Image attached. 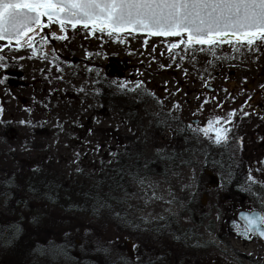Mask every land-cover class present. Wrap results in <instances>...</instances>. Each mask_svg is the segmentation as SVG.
<instances>
[{
  "label": "flooded vegetation",
  "instance_id": "obj_1",
  "mask_svg": "<svg viewBox=\"0 0 264 264\" xmlns=\"http://www.w3.org/2000/svg\"><path fill=\"white\" fill-rule=\"evenodd\" d=\"M234 44L233 48L238 47ZM69 52H73L71 47ZM232 59L234 68L229 75L236 80L233 89L226 91L214 80L203 82L197 66L190 70L194 74L168 77L164 93L150 86L153 77L139 80L127 76L132 66L127 58L118 56L108 60L95 57L93 63L84 60L78 65L57 61L70 66L71 91L66 93L49 90L53 79L42 76L33 82L27 70L8 64L4 83H0V143L19 138L21 148L33 151L34 161L26 162L0 147V161L11 159L18 166L0 167V202L6 208L0 220H59L54 215L57 208L70 222L75 215L65 209L74 207L77 187L106 192L115 183L121 192L115 206L132 225L133 234L128 235L137 240L136 251L127 255L132 264H213L200 263L198 257L206 249L220 248L213 239L199 242L198 231L185 230L183 221L173 216L147 225L135 220L128 208L127 200L137 183L155 175L152 160H161L165 172L184 174L189 169L195 174L193 183L183 191L185 206L202 208L194 218H204L217 238L228 240L232 259L215 264H264V238L240 234L244 221L238 216L242 210L264 214V57L257 59L256 66ZM138 81H143V87L132 91ZM118 83L127 86L120 88ZM17 90L23 91L18 97L23 116L19 122L10 106L17 99ZM33 111L38 118L47 113L52 119H31ZM231 112L236 115L230 122L216 126L230 129L229 139L217 144L215 132L205 135L202 129L210 118L227 117ZM60 133L66 136L51 146L50 140ZM249 174L256 183L248 179ZM124 176L140 179L125 187L119 181L125 180ZM221 209L227 223L223 233L217 225ZM173 223L180 232H172ZM122 230L118 233L126 234ZM28 235L37 238V247L11 250L0 242V264H51L52 260L58 264L63 259L44 256L40 246L47 241L39 233ZM101 238L105 244L114 243ZM172 243L181 247L173 248ZM116 245L111 251L126 253ZM250 246L254 248L249 250ZM77 255L74 248L69 250V264Z\"/></svg>",
  "mask_w": 264,
  "mask_h": 264
},
{
  "label": "rangeland",
  "instance_id": "obj_2",
  "mask_svg": "<svg viewBox=\"0 0 264 264\" xmlns=\"http://www.w3.org/2000/svg\"><path fill=\"white\" fill-rule=\"evenodd\" d=\"M42 24L44 26L31 33L26 40L19 44L0 41V57H3V60H0V64L6 66L10 64L17 69L27 70L33 82L36 81L37 77L51 78L55 82H53L54 85L49 90L58 89L63 91V93L71 91L68 82L70 77V69L68 67L70 66H68L69 64L64 67L61 66L60 63L63 62H73V64L78 65L84 60L93 63L91 59L99 58L100 56L107 60L110 56H118L122 59L127 58L132 66L127 76L132 75L134 79L138 78L139 80H147L149 77H153L150 86L154 85L156 89L164 93V85L168 77H181L185 72L192 73L190 70L195 69L197 66L201 69L202 74L200 76L202 75L203 82L214 80L226 91L233 89L236 80L235 77L229 75L234 68L232 58L237 57L239 58V61H237L239 63L256 66L257 59L260 60L261 57H264V45H261L258 50L255 46L243 44L236 45L238 47L233 48V45H235L234 41L231 43L225 41L211 51H209L207 45L188 46L187 44H181L177 48H171L173 43H179L181 39L186 40L187 37L171 38L133 33H112L109 35V31L105 29L101 31L92 27H74L69 24H64L62 27L59 21L54 19L49 21L48 18ZM70 47L73 52H69ZM201 47L204 48V51H200ZM55 51L58 53H55ZM69 53L74 55L70 56ZM68 57L69 59L67 60ZM74 57L75 59L72 61ZM57 61H60V63ZM5 69L6 67H0V79L4 78ZM15 92L17 93V101L13 100L10 106L12 108L11 111L16 114V121L19 122L23 119V116L18 97L23 91L17 90ZM33 114L34 111L29 113L31 119L47 121L51 118L47 113H42L39 118ZM56 119L60 120L62 118L55 117L54 120ZM67 130L68 128H63V131L67 132ZM64 136L66 135L61 133L55 136L56 138L50 140V145L55 146L58 141L64 139ZM19 140V138H16V140L10 141L9 144L0 143V147L3 151L17 153L18 157H22L26 162L31 163L34 161L32 158L33 151L28 148H21L18 143ZM1 158H3V155H1ZM152 161V163L155 162V165H153L156 168L155 175L145 177L138 182L136 188L131 192V197L127 200L129 202L128 208L133 211L135 220L151 225L162 221L165 217L173 216L178 221H183L185 230L198 231L199 242L203 243L210 238L217 243V247H220L218 249L209 248L200 253L198 256L200 257V263L209 261L215 264L221 263L223 259H232L228 254L230 252L226 245L228 240L222 241L217 238L213 230L208 229V223L205 224L204 222L201 226L190 221V215L194 216L196 212L198 214L202 209L185 206L186 202L183 199L184 188L187 184L193 183L195 174L189 169L184 174L165 172L162 170L164 164L163 162L161 163V160ZM14 164L15 162L11 159H7L6 162L0 161V167L2 168L4 166L15 169L18 166ZM78 189L79 187H77ZM32 197L35 198L36 196L32 195ZM5 210L6 208L0 202V214ZM205 210L209 211L210 208ZM54 211L55 217L57 216V218L66 223L69 221L64 217L63 212L57 210V208ZM220 211L221 214L217 225H219L220 233H223L226 231L227 223L222 219L224 209ZM91 221L88 218L82 219L75 216L73 221L67 223L66 228H69L71 233L75 234L77 230H85V226ZM93 222L101 237L113 240L116 244L119 243L126 255L136 251L137 240L134 236L120 234L112 225L103 226L102 219L93 220ZM216 230H218L217 227ZM248 248L252 250L254 247L250 246ZM242 261L244 260L242 259Z\"/></svg>",
  "mask_w": 264,
  "mask_h": 264
},
{
  "label": "snow or ice",
  "instance_id": "obj_3",
  "mask_svg": "<svg viewBox=\"0 0 264 264\" xmlns=\"http://www.w3.org/2000/svg\"><path fill=\"white\" fill-rule=\"evenodd\" d=\"M45 16L49 21L55 18L62 27L65 22L73 26L83 22L85 28L91 24L95 30L108 29L109 35L127 31L187 37L173 43L171 48L181 44L207 45L211 51L226 40L231 43L228 37L234 38L238 45L255 46L257 50L264 45V0H0V40L15 39L19 44L22 37L44 26ZM0 67L6 65L0 64ZM0 83L4 80L0 79ZM117 86L127 85L118 83ZM142 87L143 81H138L131 90ZM235 115L231 112L227 117L210 118L202 131L205 135L215 132L216 143H226L230 129L216 126L221 121L230 122ZM248 179L256 183L251 174ZM240 218L244 221L240 234L264 238V214L241 213ZM104 252L110 255L109 250Z\"/></svg>",
  "mask_w": 264,
  "mask_h": 264
},
{
  "label": "trees",
  "instance_id": "obj_4",
  "mask_svg": "<svg viewBox=\"0 0 264 264\" xmlns=\"http://www.w3.org/2000/svg\"><path fill=\"white\" fill-rule=\"evenodd\" d=\"M124 177L125 180L121 179L119 181L125 187L128 184L133 185L134 181L140 179L138 176H133V179L127 176ZM120 194L121 192L117 191L115 183H111L106 192L77 190L74 207L70 209L67 207L65 211L74 213L76 217L82 219L88 218L92 221L85 226V230L76 231L73 235L74 240H72L71 230L66 228L69 222H63L61 219H42L39 221V219L31 218L27 221L14 219L5 222L0 220V242L4 243L3 248L7 247L11 250L35 248L37 247L35 244L37 238L28 234L39 233L47 241L46 244L40 246L45 250L44 256L51 255L52 257L58 256L63 258L62 260L60 259L58 264H69L68 252L71 248H74L78 254L73 264H125V262L132 264L134 261L125 253L111 251L117 245L109 242L105 244L100 236V232L95 229L93 222V220L102 219L103 226H107V224L112 225L120 232L122 228V231L126 234H131L134 231L132 225L124 220L123 213H119L118 208L115 206L114 202L120 199ZM103 201L107 203L104 204ZM190 221L201 224L204 222V218L197 220L194 216H191ZM172 227V232H180V229H175L176 224L173 223ZM172 247H181V245L172 243ZM105 249L109 250L110 255L102 252ZM51 264H56V261L52 260Z\"/></svg>",
  "mask_w": 264,
  "mask_h": 264
},
{
  "label": "water",
  "instance_id": "obj_5",
  "mask_svg": "<svg viewBox=\"0 0 264 264\" xmlns=\"http://www.w3.org/2000/svg\"><path fill=\"white\" fill-rule=\"evenodd\" d=\"M44 18H47V17H46V16L43 17V18H42V22H43ZM53 19H55V18H53ZM55 20H56V19H55ZM65 23H68V22H65ZM69 24H72V23H69ZM75 25H83V22H78V23H76ZM90 26H92V25L90 24ZM39 28H40V27H39ZM39 28H36L35 31H36L37 29H39ZM35 31H33V32H35ZM33 32H29L28 36H29L31 33H33ZM125 32H127V31H125ZM135 33L147 34V33H144V32H135ZM28 36H26V37H22L21 40H20V42L24 41ZM227 39H228V40H235V39L232 38V37H228ZM2 41H9V40L5 39V40H2ZM226 41H227V40H226ZM9 42H13V43L15 42V43H16L15 39H13V40H11V41H9ZM241 213L261 214V212L258 211V210H251V211H249V210H242V211H240L239 214H238L239 217H240V214H241Z\"/></svg>",
  "mask_w": 264,
  "mask_h": 264
}]
</instances>
